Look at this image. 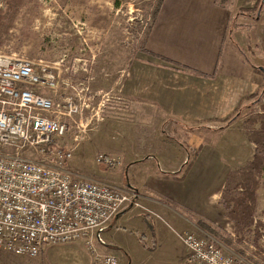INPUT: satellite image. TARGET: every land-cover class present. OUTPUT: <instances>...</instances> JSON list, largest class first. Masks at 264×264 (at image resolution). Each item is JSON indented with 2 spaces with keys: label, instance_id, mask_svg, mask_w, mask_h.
I'll return each instance as SVG.
<instances>
[{
  "label": "crops",
  "instance_id": "1",
  "mask_svg": "<svg viewBox=\"0 0 264 264\" xmlns=\"http://www.w3.org/2000/svg\"><path fill=\"white\" fill-rule=\"evenodd\" d=\"M256 2L231 0L228 6H220L217 0H164L145 47L135 51L124 70L121 90L124 119L132 121L135 133L139 130V137H146L154 147L129 155L123 165L109 170L100 164L95 173L73 169L68 162L69 170L83 178L116 187L127 184L138 191L136 204L125 207L107 223L109 242L99 245L101 255L116 254L120 264H181L187 254L180 238L182 231L211 235L197 224L198 218L231 237V244L220 241L226 253L240 261V255L246 254L238 249H243L242 244L234 245L235 225L224 214L221 200L231 167H243L252 159L250 155L245 158L246 147L252 144L254 151L247 134L240 138L228 132L235 119L227 122L235 118L251 95L260 92L257 86L264 82V75L251 66L256 65L250 58L254 54L248 52L253 50L249 29L262 14L256 20L238 15L237 21L244 26L230 31L235 12ZM204 123L209 133L221 137L218 143L225 145V150H232V164L214 152L210 161L200 165V156L213 143L208 133L195 132L196 126ZM202 136L207 138L196 139ZM195 142L202 148L192 158L185 179L178 181L176 177L181 174L177 173L188 162ZM101 151L117 159L109 149ZM214 163L229 168L209 193L212 175L214 184L221 176L212 171ZM138 167L141 179L135 177L138 171L129 172ZM2 256L9 258V264L30 260L0 252V264H8Z\"/></svg>",
  "mask_w": 264,
  "mask_h": 264
},
{
  "label": "rangeland",
  "instance_id": "2",
  "mask_svg": "<svg viewBox=\"0 0 264 264\" xmlns=\"http://www.w3.org/2000/svg\"><path fill=\"white\" fill-rule=\"evenodd\" d=\"M156 2L157 0H0V52L50 63L58 74L59 88L46 90L45 93L53 96L59 104L71 97L79 107V111L71 115L68 110L61 108L60 118L67 119L69 129L65 136L57 139L59 146L72 150L69 161L73 169L95 173L101 167L96 160L97 154L103 153L101 150L112 151L120 166L129 155H139L153 146V142L146 141V137H139V130L135 133L137 129L130 124L132 121L124 119L121 90L124 70L137 51L145 31L152 24ZM235 15L236 12L233 17ZM252 24L255 27L249 29V37L250 49L253 50L248 52L254 54L250 58L257 66L264 67V11L261 18ZM263 88L264 82L257 86V91ZM245 103L235 120L227 127L228 132L240 138H245L246 132L260 127L259 122L252 124L247 120H261L264 114V96L259 100L257 97L251 98ZM206 127L208 124L204 123L195 128V132L200 130L208 133L213 142L208 144L205 153L200 156V165L210 161L214 152L220 157L225 156L229 161L227 163L232 164V150H225V145L222 147V143H218L221 137L209 133ZM199 138L204 140L207 136L196 137L198 140ZM232 139L239 143L235 137ZM200 147L202 145L198 142L191 145L189 160L198 155ZM13 151L10 148H0V152ZM22 153L42 161L33 150L24 148ZM252 153L251 144L246 147L245 158L252 156ZM212 165V171L221 173V176L214 184L212 175L209 193L215 190L229 168L217 163ZM236 166H232L231 170L238 168ZM109 169L112 168L106 170ZM139 169L138 167L129 172L138 171L139 176L135 177L141 179L142 171L139 172ZM239 179L244 181L245 178ZM239 179L228 186L225 193L227 200L241 193ZM255 219L264 222L262 186L258 189ZM102 237L104 243L109 242L105 231ZM239 239H235L237 244L234 245L242 244L243 249H238L246 254L240 255L241 261L236 258L238 263L264 264V226L252 225L243 231ZM97 248L100 249L98 246ZM115 257L120 264V258L117 255ZM2 258L8 263L9 258ZM23 263L102 264L94 263L93 254L87 250L83 241L45 246L40 255L30 257L29 261Z\"/></svg>",
  "mask_w": 264,
  "mask_h": 264
},
{
  "label": "built area",
  "instance_id": "3",
  "mask_svg": "<svg viewBox=\"0 0 264 264\" xmlns=\"http://www.w3.org/2000/svg\"><path fill=\"white\" fill-rule=\"evenodd\" d=\"M58 88L50 63L0 52V148L14 149L0 152V252L36 257L45 246L83 241L94 262L119 264L97 246L107 223L136 204L138 191L69 170L72 150L57 144L69 129L60 110L71 115L79 107L71 97L59 104L45 93ZM24 148L42 161L25 156ZM96 160L108 168L119 164L104 152ZM180 238L187 250L181 264H239L214 236L186 229Z\"/></svg>",
  "mask_w": 264,
  "mask_h": 264
},
{
  "label": "trees",
  "instance_id": "4",
  "mask_svg": "<svg viewBox=\"0 0 264 264\" xmlns=\"http://www.w3.org/2000/svg\"><path fill=\"white\" fill-rule=\"evenodd\" d=\"M231 0H217L218 5L220 6H228ZM164 0H157L154 11L152 24L156 20L161 6ZM264 10V0H257L256 4L253 7H240L238 9V13H236L235 17L232 18V22L230 25V31H234L238 28L244 26V24L239 23L237 21L238 15L248 16L250 19H259L262 12ZM152 24L148 27V29L144 33V37L140 42L138 49H143L145 47L147 38L150 34V30ZM250 28V27H248ZM164 59V58H162ZM254 70L258 73L264 75V67L256 66L251 64ZM264 96V88L249 98L257 97V100L263 98ZM264 115V114H263ZM261 116V120L258 119H249L247 122L254 124L255 122L260 123V127L258 129H253L252 131L246 132L249 140L254 144V151L252 155V159L243 167L233 169L226 181L223 193H222V208L224 214L234 223L235 225V233L238 236L236 240H240L239 236H242L244 230H248L252 225L261 224L264 226V222L256 221L255 214L257 210V200H258V189L262 186L264 187V118ZM235 118L232 117L228 120L227 124L232 122ZM193 164L192 159L183 166V168L177 173L181 174L179 177H176V180L182 181L185 179V176L189 169ZM181 172V173H180ZM239 178H245L244 181ZM239 179L240 186L242 187L241 193L237 197H233L227 200L225 193L228 191V186L235 180ZM224 199V201H223ZM232 200V201H230ZM197 224L211 236L216 237L219 241H223L226 244L232 242V239L229 235L224 236L218 232L217 229H214L212 225H210L203 218L196 219ZM145 244L144 240L141 239ZM226 242H225V241Z\"/></svg>",
  "mask_w": 264,
  "mask_h": 264
},
{
  "label": "water",
  "instance_id": "5",
  "mask_svg": "<svg viewBox=\"0 0 264 264\" xmlns=\"http://www.w3.org/2000/svg\"><path fill=\"white\" fill-rule=\"evenodd\" d=\"M261 68H263V67H261Z\"/></svg>",
  "mask_w": 264,
  "mask_h": 264
}]
</instances>
